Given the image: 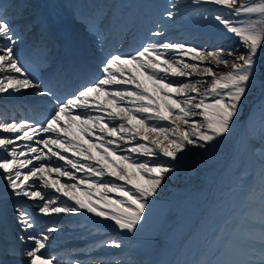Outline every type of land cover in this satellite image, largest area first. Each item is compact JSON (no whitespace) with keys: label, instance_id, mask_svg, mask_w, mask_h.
<instances>
[{"label":"snow or ice","instance_id":"snow-or-ice-1","mask_svg":"<svg viewBox=\"0 0 264 264\" xmlns=\"http://www.w3.org/2000/svg\"><path fill=\"white\" fill-rule=\"evenodd\" d=\"M191 3L218 7L221 11L214 16L211 9H203L199 15L205 20L211 16L226 33L238 38L245 51L236 55L239 49L224 44L209 48L187 40H153L165 35L156 31L137 48L103 56L95 73L85 76L70 92L61 93L53 84L55 71H42L45 66L51 68L50 61L58 52L47 17L28 0H9L7 4L0 0V96L31 89L34 96L45 97L51 104L44 120L0 118V208L13 201L14 220L22 233L14 239L25 243L22 250L11 242L6 249L0 243V253L25 257V264H58L46 252L47 241L58 228H41L37 216L82 212L111 222L128 237L105 235L94 244L101 249L128 248L150 218L165 178L174 171L172 162L190 145L208 150L233 135L247 94L258 85L264 91V73L258 64L264 47V0ZM177 6L170 4L163 16L173 19ZM241 16L246 19H231ZM90 27L100 41L105 21L93 19ZM26 36L35 41L31 58L17 48ZM221 64L230 70L216 71ZM259 112V146L250 137L242 147L259 152L264 184V100ZM140 156L149 159L140 160ZM53 158L64 163L54 166ZM105 177L110 179L105 182ZM63 178L75 183H64ZM21 199L31 205L25 207ZM247 239L245 259L219 260L217 264H264V197L256 231ZM0 264L5 262L0 259ZM72 264L85 261L77 257ZM87 264L138 262L89 258Z\"/></svg>","mask_w":264,"mask_h":264},{"label":"rangeland","instance_id":"rangeland-1","mask_svg":"<svg viewBox=\"0 0 264 264\" xmlns=\"http://www.w3.org/2000/svg\"><path fill=\"white\" fill-rule=\"evenodd\" d=\"M161 4L164 5V7H167L170 4H177L178 6L173 9V11H175L177 14L175 15V18H177V21L179 23H183L186 25H189L188 27L192 28V29H197L200 30L201 32H212L214 30H222L219 31L222 34H225L226 32L223 29V26L218 24V22H216L214 19L211 18V16L208 19H202L200 17V15H196V16H192V20H190V22H186L184 20H182L181 15L182 12L186 9V7L191 4V0H161ZM206 8V7H205ZM209 9V8H206ZM205 15H208L207 13H205ZM212 16H214L213 13H211ZM238 17V18H242ZM232 18H237V17H232ZM237 18V19H238ZM193 21H195V24H191ZM196 25V26H195ZM159 31V30H158ZM161 31L165 32V28L162 26ZM224 31V32H223ZM218 36V35H217ZM216 36V37H217ZM194 39H199L197 35H194ZM211 37H215V36H211ZM215 37V38H216ZM154 40H162L160 39V37H154ZM165 38H168L171 41H175V39L171 38L170 36H166ZM234 38V37H233ZM230 34L226 33V37H225V41H226V45L231 46L233 48H237L239 49V51H237L235 54L239 55L240 52H244L245 49L243 47L240 46L239 40L237 38L233 39ZM180 41V40H179ZM183 42V41H180ZM191 42H193L194 44H197L196 42H194L193 40H191ZM205 46V45H202ZM225 54H226V50H225ZM211 66V65H209ZM230 69L225 67L223 64H221L219 66L218 69H216V71H229ZM195 79H199V77H194ZM176 79V78H173ZM184 80V82H188V80L186 78H181ZM208 83H210V79L208 80ZM206 86V85H204ZM201 90L203 91V88H201ZM250 93V92H249ZM249 93L247 94V97L249 95ZM251 95H254V92H252ZM256 95H258V93H256ZM263 98V97H262ZM260 98V99H262ZM257 102V101H256ZM92 114H96V113H92ZM124 148L130 147V145H123ZM190 151H194V150H200L202 151L204 154H209L210 155V150L211 149H201L198 148L196 146H189ZM121 154V153H118ZM138 159L140 160H146L149 159L148 157H143L140 156L138 157ZM160 159H167V158H163L160 157ZM178 161H173L172 164L174 167H176V169L174 170V172H172L169 176H167L165 178L164 184L162 186V191L160 192V196L158 199V203L160 204V207L163 208V210L167 209L170 204L168 202H165V200H167L168 198V192H170V190H167L168 184H170V182H176L175 180L179 179L182 175V170L180 167L176 166V163ZM110 179L108 177L104 178V181L107 182V180ZM247 179L245 181V185L244 188L246 190H248L249 186L252 184V180ZM239 190L238 186H234L231 188L230 191H227V193L223 196L221 203L218 207V209L212 214H209V208L206 210L205 215L203 216V218L201 219V221L196 225V227L194 228V230L190 233V235L188 236V238L186 240H184L183 244L181 245L180 249L178 251L175 252L171 262L172 264H197L198 262V257H200L203 254H206V252H213L215 247L217 246L216 244L219 242V238L224 235L225 231V222H227V218L229 217L230 213H232L233 208L235 210V207L238 205V203L241 202L243 196L240 193H237ZM167 195V196H166ZM186 200V199H184ZM186 202L191 205V202L188 200H186ZM205 202H198L197 207L199 205L200 209L202 207H204L202 209V211L206 209V206H204ZM13 205V204H12ZM192 206V205H191ZM176 209L179 210L180 212H182L183 214H185L186 218L182 219L180 223H177L175 226L173 227H169V225L172 224V220L170 221H166V224L169 227V230H163L165 234H160L161 232V224L165 223L164 221H162V216L160 215H153L150 214V218L145 222V225L143 227V229L139 232H137L135 234V236L133 238L137 239L139 242L141 241V243L145 246V248H148L152 254V262H155L156 259V254L154 253L153 248L157 247V242H156V238L158 237L159 239H161L164 243L165 246L169 247V250H173L174 252V247L180 242V240L182 239V237L189 231V229H192L195 222L193 221L194 216L190 215V217H188V209L189 210H194L196 209L195 207H190L185 204L182 205V201H180L177 206ZM54 223L56 221H53ZM64 222H59L57 224H62ZM48 225L44 226V228H47ZM79 230V229H78ZM92 232V231H90ZM96 232H92V234H95ZM227 233V232H226ZM225 236V235H224ZM107 237H122L125 240L128 238L125 234L122 233H118V232H111ZM95 249L97 250H102L99 246L98 243L95 245L93 244ZM103 249H107V256H111L112 252L114 251H120V250H116V249H110V248H103ZM92 252V251H91ZM104 256V255H102ZM105 256V257H107ZM131 258L132 260L136 261L135 259H133L132 255H129L127 253V255H123L121 256L119 253H117V257L115 259H124L127 260ZM111 259H113L111 257ZM138 262V264H141L140 261H136ZM164 264H170V261L168 260L167 262L162 261ZM87 264V263H85Z\"/></svg>","mask_w":264,"mask_h":264},{"label":"bare ground","instance_id":"bare-ground-1","mask_svg":"<svg viewBox=\"0 0 264 264\" xmlns=\"http://www.w3.org/2000/svg\"><path fill=\"white\" fill-rule=\"evenodd\" d=\"M36 3L39 4L40 6L43 5V4H46V5H50L53 7L54 11L52 12V14L50 15V20L51 22L53 21L54 24L56 21H59L60 18L62 17V15H64V13L62 12V4L59 0H36ZM65 3H69L67 1H65ZM40 11L42 10V8L39 9ZM45 14V13H44ZM45 16L47 17V15L45 14ZM63 19H64V16H63ZM65 19H68L67 17H65ZM72 24H74L73 21H71ZM175 24V22H173L171 19L167 20L165 25H173ZM172 34H179V33H182L183 34V37L184 38H192L193 37V34H199L200 37H201V41L199 43V45H202L204 44L205 46L211 48V46L213 45H218V44H224L226 45V41H225V34H222L218 31V36L216 38H214L213 40H211L209 38V34L206 33V32H198V31H192V30H187L186 27H181V28H178L177 30H172L170 31ZM26 93V90H22L20 93L18 94H8V95H3L2 97H7V96H22V95H25ZM22 108L21 106L18 108L20 109ZM26 109V108H25ZM8 110V107L6 110L3 111V113H6ZM23 111V110H22ZM69 156H71V154H68ZM53 161H54V166L58 165H62L63 162L61 161H56V158H53ZM83 162V161H82ZM70 168V166H67ZM84 173H77V176H80V175H83ZM62 182L64 183H68V182H71V183H75V181H69L67 180V178H63L62 179ZM0 187H3V180L1 179L0 180ZM77 195H80L82 198L83 197V193L82 192H78ZM24 201H27V203L29 204V206L31 205V201H28L27 199H22V202ZM33 211H35V209H31ZM63 215H66V216H69V220L68 221H76V220H79L80 218H83V213H68V214H63ZM14 216H15V213L13 211V209L11 208V203H8L3 205L2 208H0V217L1 218H8L9 219V224L10 226L9 227H13L17 233H21L20 231V227L19 225L15 222L14 220ZM93 216V220H95V223H100V224H107L109 226H111V223L110 222H107V221H101V218L99 217H96L92 214ZM47 216H44V217H41V216H37V221L39 220H42L44 221ZM1 221V220H0ZM15 230H13V234L16 236V232ZM63 233H65L64 231H62ZM22 234V233H21ZM66 236H63L61 238V240H63ZM56 239V234H54V236H51L50 239L47 241V243H52L54 240ZM21 243V242H20ZM31 242H27V245L30 246ZM18 257H7L4 262L5 264H24L25 259H23V261H21L20 263L19 262H16V259ZM37 264H39V261L37 262Z\"/></svg>","mask_w":264,"mask_h":264}]
</instances>
